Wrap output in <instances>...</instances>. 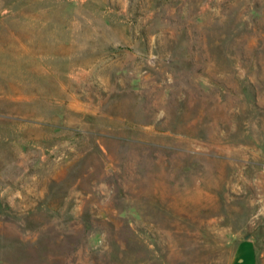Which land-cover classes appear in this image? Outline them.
Wrapping results in <instances>:
<instances>
[{"label": "rangeland", "instance_id": "obj_1", "mask_svg": "<svg viewBox=\"0 0 264 264\" xmlns=\"http://www.w3.org/2000/svg\"><path fill=\"white\" fill-rule=\"evenodd\" d=\"M264 264V0H0V264Z\"/></svg>", "mask_w": 264, "mask_h": 264}, {"label": "crops", "instance_id": "obj_2", "mask_svg": "<svg viewBox=\"0 0 264 264\" xmlns=\"http://www.w3.org/2000/svg\"><path fill=\"white\" fill-rule=\"evenodd\" d=\"M253 244L247 240L238 244L234 258L230 264H254Z\"/></svg>", "mask_w": 264, "mask_h": 264}]
</instances>
